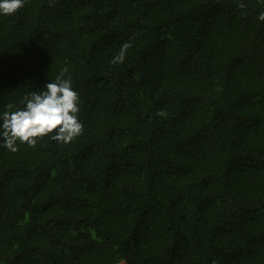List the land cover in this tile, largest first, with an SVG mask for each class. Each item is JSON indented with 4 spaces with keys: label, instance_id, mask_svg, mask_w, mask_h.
<instances>
[{
    "label": "trees",
    "instance_id": "obj_1",
    "mask_svg": "<svg viewBox=\"0 0 264 264\" xmlns=\"http://www.w3.org/2000/svg\"><path fill=\"white\" fill-rule=\"evenodd\" d=\"M261 10L25 0L0 15V111L67 69L84 126L0 147V264H264Z\"/></svg>",
    "mask_w": 264,
    "mask_h": 264
},
{
    "label": "clouds",
    "instance_id": "obj_2",
    "mask_svg": "<svg viewBox=\"0 0 264 264\" xmlns=\"http://www.w3.org/2000/svg\"><path fill=\"white\" fill-rule=\"evenodd\" d=\"M264 6V0H259ZM25 0H0V15H11L21 9ZM239 7H245L240 3ZM257 20L264 22V10L257 14ZM130 42L120 46L112 64L125 61ZM64 69L55 79H50L39 91H31L20 101L22 107L8 104L0 111V147L15 152L19 143L35 146L38 138L49 136L61 143H70L83 132L79 119V94L73 88L70 76Z\"/></svg>",
    "mask_w": 264,
    "mask_h": 264
}]
</instances>
